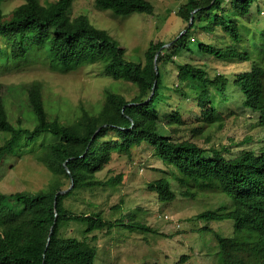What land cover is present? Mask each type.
Instances as JSON below:
<instances>
[{"label":"trees","instance_id":"obj_1","mask_svg":"<svg viewBox=\"0 0 264 264\" xmlns=\"http://www.w3.org/2000/svg\"><path fill=\"white\" fill-rule=\"evenodd\" d=\"M75 1L24 0L6 17L0 0V70L32 59L64 71L100 65L117 84L105 91L97 114L83 109L74 123L50 117L41 82L12 87L17 95H25L31 129L13 124L0 83V133L10 137L0 146V164L26 152L25 147L54 175L50 186L36 193L0 192V264H95L96 233L109 234L121 226L140 235L157 234L141 220L149 213L144 206L135 207L125 222L126 199L112 207L122 214L121 220L106 219L101 212L76 214L65 203L79 191L123 187L131 173L107 181L98 174L113 162L114 154L133 163L140 149L151 150L168 166L155 167L160 177L144 190L166 204L179 199L185 210L199 207L196 217L207 224L200 230L212 234L219 247L214 264H264V135L257 133H264V22L255 19L264 14V7L259 0H186L178 12L185 29L169 43L152 42L141 62L129 61L126 50L87 15L72 17ZM95 6L117 16L155 12L148 0H95ZM199 33L207 38H199ZM192 43L196 50L190 48ZM182 54L191 60L179 61ZM170 62L178 71L168 81L163 66ZM212 62L249 69L227 73ZM190 100L201 112L200 123H191V137H204L203 143L177 138L187 121L183 107ZM247 112L254 114L248 123L254 132L236 146L254 145L227 156L231 148L208 131L223 130L229 120ZM133 176L140 178L138 171ZM71 185L68 193L59 194ZM222 198L229 204L215 208ZM71 221L84 225L82 240L61 235L62 226ZM224 221L233 222L232 237L210 227ZM191 259L183 255L181 264Z\"/></svg>","mask_w":264,"mask_h":264},{"label":"rangeland","instance_id":"obj_2","mask_svg":"<svg viewBox=\"0 0 264 264\" xmlns=\"http://www.w3.org/2000/svg\"><path fill=\"white\" fill-rule=\"evenodd\" d=\"M58 0H41L43 4ZM155 6L153 15L132 14L130 16H117L111 11H102L96 8L95 0H76L72 8V17L87 15L94 26L107 30L126 50V58L129 61L141 62L145 60V53L152 42H171L187 26L186 22L178 15L179 9L186 0H148ZM24 0H3L2 7L6 17H10L12 11ZM255 3L254 9H256ZM259 5L264 7V0H259ZM264 13V12H263ZM263 17V18H261ZM255 16L258 23L264 22V14ZM199 38L205 39L206 35L199 33ZM2 43V42H0ZM167 47L170 44L166 45ZM192 50L197 49V44H190ZM181 62L190 61V57L182 54L177 57ZM212 66L220 71L236 73L245 71L249 66L240 65L237 69L232 66H223L218 62H212ZM166 80L175 79L178 68L175 63L164 66ZM233 69V70H232ZM41 82L45 105L51 118H58L62 123H74L80 117L83 109L97 114L105 101V91L116 86V81L103 72L100 65H85L72 71H64L54 68L50 63L41 59H32L19 67L10 66L1 68L0 83L8 98L10 117L16 126L23 128L34 127V122L27 116L24 104L25 95H17L12 87H27L30 83ZM119 85V84H118ZM124 87L123 85H120ZM124 87L122 90H124ZM168 93H173L168 90ZM228 105V104H227ZM236 105H234V109ZM223 106L221 110L225 111ZM186 125L181 128L177 138L197 140L203 143L204 137H191V123H200L198 118L201 112L195 107V102L190 100L183 107ZM253 113H240L226 123L223 130L210 128L209 133L214 139H219L231 148L228 154H237L246 148H252L254 143L244 146H236L237 142L246 139L254 128L248 125L255 117ZM248 117V118H245ZM239 118V119H238ZM21 120V123L18 120ZM237 119V120H236ZM236 120V121H235ZM171 136L168 129H164ZM256 130V129H255ZM206 132V134H209ZM264 135L262 130L257 132ZM9 135L0 133V146L9 139ZM20 151L19 154L10 155L6 161L0 164V192L13 194L21 191L36 193L47 189L54 180L53 173L39 160L34 153ZM165 168V164L147 149H140L135 160L114 154L113 162L104 171L98 174V179L107 181L121 172L131 173L126 184L118 189L111 187L95 188L94 190L79 191L66 199V207L76 214H90L101 212L106 219L121 220L125 216V222L129 221L135 207L144 206L149 210L143 222L153 227L157 234L140 235L129 232L118 226L111 233H96L98 236L97 247L99 250L95 264H181L183 255H192L190 263L185 264H214L217 261L219 247L213 235L202 232L201 227L207 225L197 219L196 210L199 207L194 204L193 210L184 209L182 201L177 199L173 204H166L156 197L145 186L160 177L156 168ZM168 168V166L166 167ZM170 168V167H169ZM138 171L139 177H134ZM126 199L125 213L112 209ZM218 201V200H217ZM227 206L229 200L222 198L214 204ZM168 205V206H166ZM220 205V206H221ZM166 206V207H165ZM117 218V219H116ZM210 227L219 231L224 237H232L233 222H213ZM84 225L71 221L62 226L61 235L64 237L84 238Z\"/></svg>","mask_w":264,"mask_h":264},{"label":"water","instance_id":"obj_3","mask_svg":"<svg viewBox=\"0 0 264 264\" xmlns=\"http://www.w3.org/2000/svg\"><path fill=\"white\" fill-rule=\"evenodd\" d=\"M159 54H160V52H158L157 56H159ZM155 67H156V69L158 68L157 61H155ZM72 187H73V185H71V187L69 189L61 191L59 194H66V193H68L71 190ZM56 204H57V202L55 203V205ZM56 216H58V214H56ZM53 231H54V227L51 228V233H50V236H49L48 244H50Z\"/></svg>","mask_w":264,"mask_h":264}]
</instances>
